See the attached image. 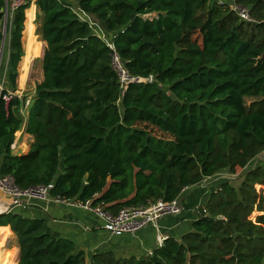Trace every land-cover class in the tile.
<instances>
[{"label": "trees", "instance_id": "16d2710c", "mask_svg": "<svg viewBox=\"0 0 264 264\" xmlns=\"http://www.w3.org/2000/svg\"><path fill=\"white\" fill-rule=\"evenodd\" d=\"M33 3L46 48L26 107L4 96L18 89ZM108 44L130 76L153 81L123 87ZM1 84L0 174L21 189L54 184V195L96 196L117 213L175 200L224 171L241 176L212 184L190 230L152 254L106 252L90 264H264V167L249 168L264 153V0H0ZM24 124L33 142L14 154ZM4 226L18 239V264H87L44 219L10 212Z\"/></svg>", "mask_w": 264, "mask_h": 264}, {"label": "crops", "instance_id": "0c3cea01", "mask_svg": "<svg viewBox=\"0 0 264 264\" xmlns=\"http://www.w3.org/2000/svg\"><path fill=\"white\" fill-rule=\"evenodd\" d=\"M32 6L35 7L34 3ZM29 9L27 11H29ZM34 15L33 23L37 41L38 36L36 34L35 24L36 7ZM85 18L87 21L93 20L87 15H85ZM96 32L98 33V27L96 28ZM25 35L26 25L23 39H25ZM39 43L44 47L46 46V43L43 41ZM25 55L29 56L24 46V57ZM42 61L43 59L41 62ZM12 94L19 98H21L22 95L18 89ZM27 101L31 102L32 100ZM21 112L26 116L27 108ZM32 142L33 137L25 133L24 124L21 130L16 133V138L12 145L13 153L19 155L27 153ZM259 157L264 159V153ZM257 159H255L249 167L253 168V164L256 163L258 166L263 164L262 161L259 163ZM207 190L208 189H202L201 187L185 190L179 197V202L183 208L180 215L161 218L158 221L157 227L148 225L134 234H122L119 236L110 234L105 229V222L103 220L82 209L70 208L54 203L47 204L39 201H31L28 204L17 207L13 212L26 218L46 220L50 228L60 237L73 241L78 249L83 250L86 253L87 264H90L93 255L106 252H112L117 259H130L132 257L141 258L159 247L157 240L159 235L166 238L170 236L179 237L183 233L189 231L191 222L197 217L199 207L205 203L209 195L210 190ZM10 206L11 198L0 192V215L7 214ZM3 228L8 229L6 231L9 232L7 236H3L2 239H0V264H18L20 255L18 239L9 226L0 227V229ZM9 242L12 243V248L8 246Z\"/></svg>", "mask_w": 264, "mask_h": 264}, {"label": "built area", "instance_id": "2783aa9c", "mask_svg": "<svg viewBox=\"0 0 264 264\" xmlns=\"http://www.w3.org/2000/svg\"><path fill=\"white\" fill-rule=\"evenodd\" d=\"M18 3L16 2L15 5ZM230 8L241 18V20L247 22L254 21L251 17L249 8L238 4H232ZM89 22L91 23V26L96 28L98 27L93 20ZM98 34L105 39V34L99 27ZM108 45L114 50L112 55L113 68L117 72L122 86L124 87L132 81H138V77H132L128 74L113 45ZM147 80L152 82L153 77L150 76ZM13 96L14 94L9 93L4 96V99L6 102H10ZM29 104L30 102L27 101L26 107ZM53 189L54 184L39 185L27 189H21L16 184L12 176L0 174V192L11 198V206L8 213L13 212L17 207H21L31 201H39L47 204L54 203L70 208L82 209L103 220L105 222V229L110 234L115 236L122 234H134L148 225L157 227L158 221L161 218L166 216H178L183 211L179 198H177L172 201L159 199L147 206L124 207L117 213H114L108 210L103 202H95L96 196L94 198L82 200L78 197L54 195L52 193ZM187 189L188 188H185L183 191ZM166 239V237L159 235L157 238L158 246L161 247ZM150 254H152V252Z\"/></svg>", "mask_w": 264, "mask_h": 264}, {"label": "rangeland", "instance_id": "374dc122", "mask_svg": "<svg viewBox=\"0 0 264 264\" xmlns=\"http://www.w3.org/2000/svg\"><path fill=\"white\" fill-rule=\"evenodd\" d=\"M24 1H26V0H15V3L16 2L17 3L18 2H24ZM6 8L8 9V5L6 6ZM155 16H156V14H151V15L146 16V17L153 18ZM25 25H26V23H25ZM23 37H24V33H23ZM39 42H41L39 36L37 37V41H36V37H35L34 41L32 42L33 52L35 53L34 59H32L28 64H24V59L21 62L22 64L20 63V70H19V77H18V91H20V93H22L21 98H26V100H32L34 98L36 86H37V84H39L43 80V69H42L41 60L43 59L46 46L44 47ZM23 43L25 46V44H26L25 39H23ZM25 50H26V46H25ZM20 75H21V79H22L21 81H20ZM19 81H20V83H19ZM0 86H1V88H3L2 84ZM252 101H254V99H252V98L246 99L247 105H249ZM259 158L257 159V161L259 163L262 161L263 164H261V166L264 167V159L262 157L260 159ZM253 166L258 167V164L257 163L253 164ZM249 168H251V167H249ZM223 180H228V181L232 182L234 185H238L240 183L241 176L232 175V174L228 173L227 171H224V172L218 174L217 176H215L214 178H210V179L205 180L199 187H201L202 189L210 190L209 188L211 187L212 184L218 183V182L223 181ZM259 189L261 190V187H259ZM8 246L10 248H12V243L9 242ZM10 255H12V254H10Z\"/></svg>", "mask_w": 264, "mask_h": 264}, {"label": "bare ground", "instance_id": "6f19581e", "mask_svg": "<svg viewBox=\"0 0 264 264\" xmlns=\"http://www.w3.org/2000/svg\"><path fill=\"white\" fill-rule=\"evenodd\" d=\"M34 11L35 7L31 6L29 11H26L27 21H26V35H25V46H26V53L29 56L24 57V64H28L32 59H34L35 53L33 52L32 42L35 39V26H34Z\"/></svg>", "mask_w": 264, "mask_h": 264}, {"label": "water", "instance_id": "95a60500", "mask_svg": "<svg viewBox=\"0 0 264 264\" xmlns=\"http://www.w3.org/2000/svg\"><path fill=\"white\" fill-rule=\"evenodd\" d=\"M6 15H7V8H6ZM138 81H140V82H145V81H147L146 79H139ZM128 85V84H127ZM126 85V86H127Z\"/></svg>", "mask_w": 264, "mask_h": 264}]
</instances>
